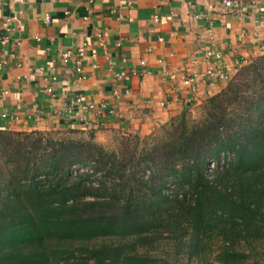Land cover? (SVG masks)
I'll return each mask as SVG.
<instances>
[{
	"label": "trees",
	"instance_id": "obj_1",
	"mask_svg": "<svg viewBox=\"0 0 264 264\" xmlns=\"http://www.w3.org/2000/svg\"><path fill=\"white\" fill-rule=\"evenodd\" d=\"M197 108L116 150L0 129V264H259L264 53Z\"/></svg>",
	"mask_w": 264,
	"mask_h": 264
},
{
	"label": "crops",
	"instance_id": "obj_2",
	"mask_svg": "<svg viewBox=\"0 0 264 264\" xmlns=\"http://www.w3.org/2000/svg\"><path fill=\"white\" fill-rule=\"evenodd\" d=\"M209 22L233 74L264 53V0L237 8L221 0H0V38L9 37L0 42V114L9 116H0V129L92 130L98 140L149 134L227 83L198 76L191 90L183 81L209 66L203 54L211 45ZM65 50L70 58L62 62ZM142 59L151 74H140ZM119 71L137 74L116 78ZM75 94L94 108L79 109ZM102 103L120 117L105 112Z\"/></svg>",
	"mask_w": 264,
	"mask_h": 264
},
{
	"label": "built area",
	"instance_id": "obj_3",
	"mask_svg": "<svg viewBox=\"0 0 264 264\" xmlns=\"http://www.w3.org/2000/svg\"><path fill=\"white\" fill-rule=\"evenodd\" d=\"M128 3L131 4L132 0H128ZM221 4L226 8H237V7H241L243 3L239 0H221ZM196 17H201V16L199 15ZM157 20L158 18L157 16H155L154 21H157ZM205 33L211 43V45L207 47L206 49H204V52H203L205 59L209 62V66L200 75L194 73V74H189L184 78L183 80L184 84H186L191 90H195L196 80L198 76H202L204 80L208 83H216V82L228 81L233 74L232 68L223 60V53L219 49H217L214 45L213 28L210 22L205 27ZM98 37L100 38V36ZM200 38H203V36H200ZM8 39L9 37L7 35H3L0 38V42L4 44L5 42L8 41ZM117 45H119V43ZM78 55L82 56V51H78ZM69 58H70V53L68 50H65L64 52L61 53L62 62H67ZM73 62H74L76 73L78 75L77 78L78 79L84 78L83 73H82V68H81V61L78 58H76ZM52 65L53 64H49V67L51 68ZM139 65L144 67L140 72L141 75H149L152 73V71L146 67V61L144 59L139 61ZM136 74L137 72L135 71H133L132 73H127L126 71H119L115 73V77L121 78V79H129L131 75H136ZM50 79L52 81H55L56 77L52 76ZM44 91L50 93L51 88L47 87L45 88ZM74 101L76 105H78L79 109L81 110L94 108L93 103L83 102V97L81 94H75ZM102 108L108 114L115 115V116L117 115L118 117H120V114L116 113L113 107H107L105 103H102ZM73 115H75L76 117H79L78 110H75V112H73ZM0 116L2 118L9 117L7 113H1ZM87 125H88L87 122L84 121L83 127L86 128Z\"/></svg>",
	"mask_w": 264,
	"mask_h": 264
},
{
	"label": "rangeland",
	"instance_id": "obj_4",
	"mask_svg": "<svg viewBox=\"0 0 264 264\" xmlns=\"http://www.w3.org/2000/svg\"><path fill=\"white\" fill-rule=\"evenodd\" d=\"M244 4H250L253 3L257 0H239ZM199 108L195 107L194 109H192L191 111V116L192 118H198L199 117ZM158 128H156L157 130ZM155 130V131H156ZM52 136L54 138H87V131H80V132H71V131H67L65 129L63 130H51L49 131ZM154 132V131H152ZM151 133V132H150ZM149 133V134H150ZM141 136V135H140ZM144 136H149L148 134L141 136V139L144 138ZM122 136L121 135H111V134H107L106 136H103L102 138H100V140L97 139V137H95V140L97 143H99L100 145L104 146L105 148H107L108 150H116V148L118 147L120 138ZM144 140V139H143ZM142 140V141H143ZM142 141H139V147L142 144ZM172 248L171 244H168L165 240L162 241L159 245H158V251L159 252H163V250H170ZM260 263L259 264H264V244L262 243V246L260 247ZM252 260V259H251ZM250 260V261H251ZM180 262L182 264H197L196 260H187L186 258H180ZM202 264H218L217 261H215L213 258H209V262L207 263H202Z\"/></svg>",
	"mask_w": 264,
	"mask_h": 264
}]
</instances>
